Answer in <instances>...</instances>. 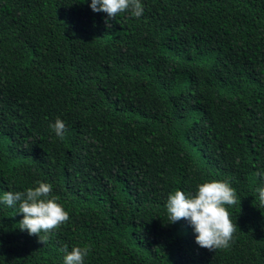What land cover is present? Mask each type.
Masks as SVG:
<instances>
[{
    "label": "trees",
    "instance_id": "trees-1",
    "mask_svg": "<svg viewBox=\"0 0 264 264\" xmlns=\"http://www.w3.org/2000/svg\"><path fill=\"white\" fill-rule=\"evenodd\" d=\"M140 2L108 28L91 0H0V200L39 181L69 214L44 244L0 203V264H264V0ZM210 181L237 195L227 250L168 219Z\"/></svg>",
    "mask_w": 264,
    "mask_h": 264
},
{
    "label": "clouds",
    "instance_id": "clouds-1",
    "mask_svg": "<svg viewBox=\"0 0 264 264\" xmlns=\"http://www.w3.org/2000/svg\"><path fill=\"white\" fill-rule=\"evenodd\" d=\"M90 7L93 12L107 14L105 23L108 28L111 27L108 21L122 12L129 11L136 18L143 14L140 0H91ZM49 126L57 136L63 138L66 125L61 119L57 118ZM256 175L264 179V172H257ZM36 183L37 187L25 191L5 192L0 203L10 208L18 206L17 213L23 214L19 222L20 230L38 236L39 241L45 244L50 233L69 221V214L52 197L51 184ZM257 192L259 205L264 207V187L258 188ZM237 202L235 189L228 181H210L198 185L195 194L186 195L180 190L169 194L166 210L169 223L181 219L188 222L200 247L209 251L227 250L234 240L237 225L233 224L225 205L233 206ZM61 251L65 253L63 264H83L90 249L73 247L69 252L65 245Z\"/></svg>",
    "mask_w": 264,
    "mask_h": 264
}]
</instances>
